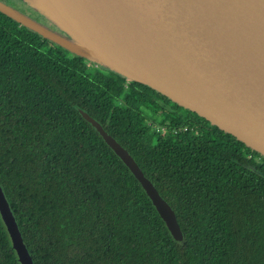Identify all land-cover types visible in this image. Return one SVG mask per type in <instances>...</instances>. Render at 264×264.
Here are the masks:
<instances>
[{
  "label": "trees",
  "instance_id": "obj_1",
  "mask_svg": "<svg viewBox=\"0 0 264 264\" xmlns=\"http://www.w3.org/2000/svg\"><path fill=\"white\" fill-rule=\"evenodd\" d=\"M160 100L183 110L0 12V186L33 264H264V158ZM0 264H17L1 223Z\"/></svg>",
  "mask_w": 264,
  "mask_h": 264
},
{
  "label": "water",
  "instance_id": "obj_2",
  "mask_svg": "<svg viewBox=\"0 0 264 264\" xmlns=\"http://www.w3.org/2000/svg\"><path fill=\"white\" fill-rule=\"evenodd\" d=\"M39 1L45 18L71 38L3 1L0 12L72 55L154 90L264 158V0H73L87 31L55 0ZM82 116L144 189L173 240L182 241L173 210L134 160L97 121ZM0 223L16 263L33 264L1 186Z\"/></svg>",
  "mask_w": 264,
  "mask_h": 264
},
{
  "label": "rangeland",
  "instance_id": "obj_3",
  "mask_svg": "<svg viewBox=\"0 0 264 264\" xmlns=\"http://www.w3.org/2000/svg\"><path fill=\"white\" fill-rule=\"evenodd\" d=\"M38 1L39 0H6L3 2L5 4L11 6L12 10H14L18 13L21 12V14L26 16V18L29 19L30 21L37 22L40 25L46 26L47 28L51 29L52 32L58 31L59 34L63 35L64 37L66 36L68 38H71V36H68L67 34L62 32L61 30H58L57 27L51 21H49L47 18H45L44 14H43L44 11L39 7L40 1L39 2ZM71 14L73 15L74 19L79 20V22H81L80 25L82 26V29L84 31H87L88 28L86 25V21L83 20V17L80 15V13L71 12ZM62 26L65 28V26L63 24H61V27ZM158 130H160L159 127H157L156 131H158ZM159 132L161 134L164 133V131H162V130H160Z\"/></svg>",
  "mask_w": 264,
  "mask_h": 264
},
{
  "label": "flooded vegetation",
  "instance_id": "obj_4",
  "mask_svg": "<svg viewBox=\"0 0 264 264\" xmlns=\"http://www.w3.org/2000/svg\"><path fill=\"white\" fill-rule=\"evenodd\" d=\"M160 102L163 104V105H165L169 110H171V111H174V112H180V113H183L184 115H185V117H186V119L189 121V122H192V123H197V124H200V125H202V126H204V127H211V125L208 123V125L207 124H205V122H203V121H205V120H201V122L199 121V120H197L193 115H191L190 113L191 112H189V111H187V110H185V109H183V110H185L186 112H184L183 110H181V109H176V108H174V107H172L170 104H165L164 103V101H162V100H160ZM181 108V107H180ZM199 118V117H198ZM201 119V118H200ZM213 127V126H212Z\"/></svg>",
  "mask_w": 264,
  "mask_h": 264
},
{
  "label": "bare ground",
  "instance_id": "obj_5",
  "mask_svg": "<svg viewBox=\"0 0 264 264\" xmlns=\"http://www.w3.org/2000/svg\"><path fill=\"white\" fill-rule=\"evenodd\" d=\"M55 3L61 8L70 12H79L81 9L73 0H55Z\"/></svg>",
  "mask_w": 264,
  "mask_h": 264
},
{
  "label": "built area",
  "instance_id": "obj_6",
  "mask_svg": "<svg viewBox=\"0 0 264 264\" xmlns=\"http://www.w3.org/2000/svg\"><path fill=\"white\" fill-rule=\"evenodd\" d=\"M163 134V133H162Z\"/></svg>",
  "mask_w": 264,
  "mask_h": 264
}]
</instances>
